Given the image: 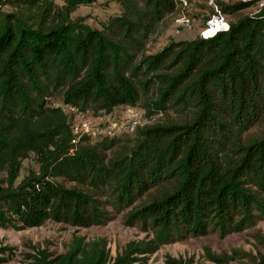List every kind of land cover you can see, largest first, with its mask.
Instances as JSON below:
<instances>
[{
	"label": "trees",
	"instance_id": "16d2710c",
	"mask_svg": "<svg viewBox=\"0 0 264 264\" xmlns=\"http://www.w3.org/2000/svg\"><path fill=\"white\" fill-rule=\"evenodd\" d=\"M94 1L0 0V228L75 229L60 252L24 240L18 264H146L161 245L263 220L264 4L214 0L226 31L151 51L174 0H114L98 27L72 16ZM61 105L135 106L145 121L72 144ZM30 155L37 168L17 180ZM121 212L144 236L113 255L104 236L76 231ZM14 250L0 246V263Z\"/></svg>",
	"mask_w": 264,
	"mask_h": 264
},
{
	"label": "rangeland",
	"instance_id": "374dc122",
	"mask_svg": "<svg viewBox=\"0 0 264 264\" xmlns=\"http://www.w3.org/2000/svg\"><path fill=\"white\" fill-rule=\"evenodd\" d=\"M62 0H55L60 3ZM202 2H192L189 5L186 15L191 18V28L180 31L173 35L171 32L172 23L167 26L159 36L151 51H155L170 40H189L196 36L198 26L202 23V17L208 14L206 8L199 7ZM252 9H247L242 13H248ZM118 13V6L114 0H95L87 6H81L72 16L81 15L85 18V23L91 27H98V22L105 20L109 15ZM229 17H226L228 20ZM62 106V105H61ZM142 116L141 123L144 122ZM32 156L21 161L19 171L20 179L28 169H36ZM1 175V174H0ZM75 230L65 223L47 221L43 225L34 228L21 230L1 229L0 246L15 247L14 257L0 264H18L19 252L25 251L24 240L32 243H40L49 250L62 251L61 243L67 241L70 233ZM78 234L87 237L101 235L107 240V246L113 255L115 251L130 239H139L144 236V232L139 230L138 225L127 226L124 223L123 212L113 214L112 218L102 225L76 229ZM45 241V242H44ZM264 253V219L255 225L239 232L229 233L219 236L217 232L208 233L202 237H187L172 243L161 245L158 250L149 256L146 264H163L165 255L171 257L190 258L193 264H258L259 256ZM212 257V258H211Z\"/></svg>",
	"mask_w": 264,
	"mask_h": 264
},
{
	"label": "built area",
	"instance_id": "2783aa9c",
	"mask_svg": "<svg viewBox=\"0 0 264 264\" xmlns=\"http://www.w3.org/2000/svg\"><path fill=\"white\" fill-rule=\"evenodd\" d=\"M192 2H202L210 11L204 23L198 26L197 36L206 39L228 29L226 16L214 0H174L175 8L179 9V12L172 21L171 32L173 35L191 28L192 20L185 13ZM263 4L264 0H260L257 6ZM61 108L66 114L72 144H75L83 135L91 141L132 133L140 125L143 116V111L140 108L128 105L117 106L108 113L96 115H91L70 105H62Z\"/></svg>",
	"mask_w": 264,
	"mask_h": 264
}]
</instances>
